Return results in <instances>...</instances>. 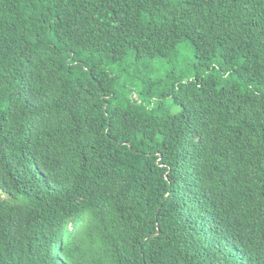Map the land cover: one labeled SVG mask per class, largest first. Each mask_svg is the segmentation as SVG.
<instances>
[{
    "label": "trees",
    "instance_id": "trees-1",
    "mask_svg": "<svg viewBox=\"0 0 264 264\" xmlns=\"http://www.w3.org/2000/svg\"><path fill=\"white\" fill-rule=\"evenodd\" d=\"M0 264H264V0H0Z\"/></svg>",
    "mask_w": 264,
    "mask_h": 264
},
{
    "label": "rangeland",
    "instance_id": "rangeland-1",
    "mask_svg": "<svg viewBox=\"0 0 264 264\" xmlns=\"http://www.w3.org/2000/svg\"><path fill=\"white\" fill-rule=\"evenodd\" d=\"M193 64V48L188 42H185L179 46L177 54L172 58L156 63L151 62L152 68L148 69L149 71L145 76L150 77L152 80H156L175 70L178 74L186 72L185 77H188L190 74H196L192 70ZM142 76L143 72H140L138 74L139 79H136V81L134 82L136 84L135 86H137L138 88L140 87L138 86V84L141 83ZM165 101L171 112L179 111V106L173 104L171 100L168 99Z\"/></svg>",
    "mask_w": 264,
    "mask_h": 264
}]
</instances>
